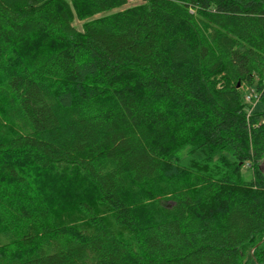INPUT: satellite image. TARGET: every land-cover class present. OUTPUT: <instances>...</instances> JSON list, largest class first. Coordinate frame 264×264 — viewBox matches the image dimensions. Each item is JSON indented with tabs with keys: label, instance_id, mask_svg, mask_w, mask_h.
<instances>
[{
	"label": "trees",
	"instance_id": "trees-1",
	"mask_svg": "<svg viewBox=\"0 0 264 264\" xmlns=\"http://www.w3.org/2000/svg\"><path fill=\"white\" fill-rule=\"evenodd\" d=\"M130 2L0 0V176L97 191L0 188V264H264V0Z\"/></svg>",
	"mask_w": 264,
	"mask_h": 264
},
{
	"label": "rangeland",
	"instance_id": "rangeland-1",
	"mask_svg": "<svg viewBox=\"0 0 264 264\" xmlns=\"http://www.w3.org/2000/svg\"><path fill=\"white\" fill-rule=\"evenodd\" d=\"M142 0H131L129 5L141 2ZM87 18L79 14L73 7V24L78 30H83V24ZM56 43V41L54 42ZM247 90V87H245ZM244 93L245 96L248 94ZM251 107L255 111H261L264 109V104L260 101H254ZM7 160L13 162L18 166H22L28 171L30 176V184L25 186L29 192L33 195H38L43 198L47 203L53 206L56 210L67 212L75 210L76 203L82 200H93L96 198L97 191L92 183L80 174L77 170H64V174H60L54 168H42L34 164H28L21 161L20 158L12 157ZM264 169V163L261 165ZM243 171L246 178L249 179L253 176L250 164L246 163ZM0 188L7 190L10 195H18L21 188L13 183L11 180L0 176ZM73 199L71 204H68L69 199ZM2 234H0V242L2 241ZM247 264H258L254 259H250Z\"/></svg>",
	"mask_w": 264,
	"mask_h": 264
},
{
	"label": "built area",
	"instance_id": "built-area-1",
	"mask_svg": "<svg viewBox=\"0 0 264 264\" xmlns=\"http://www.w3.org/2000/svg\"><path fill=\"white\" fill-rule=\"evenodd\" d=\"M260 94L256 91L249 92L245 99L248 103L252 104L254 101H260ZM253 112V108L249 107L248 114L250 115Z\"/></svg>",
	"mask_w": 264,
	"mask_h": 264
}]
</instances>
